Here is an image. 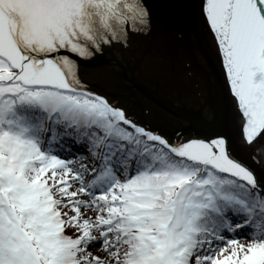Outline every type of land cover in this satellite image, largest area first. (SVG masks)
I'll return each mask as SVG.
<instances>
[{
	"label": "snow or ice",
	"instance_id": "snow-or-ice-1",
	"mask_svg": "<svg viewBox=\"0 0 264 264\" xmlns=\"http://www.w3.org/2000/svg\"><path fill=\"white\" fill-rule=\"evenodd\" d=\"M189 33L210 120L163 130L82 74ZM262 147L264 0H0V264H264Z\"/></svg>",
	"mask_w": 264,
	"mask_h": 264
},
{
	"label": "water",
	"instance_id": "water-1",
	"mask_svg": "<svg viewBox=\"0 0 264 264\" xmlns=\"http://www.w3.org/2000/svg\"><path fill=\"white\" fill-rule=\"evenodd\" d=\"M130 48L123 54L117 50L105 52L86 65L82 74L114 93L130 114L169 132L190 125L189 120L176 114L177 110L198 112L204 120L213 117V108L219 104L218 88L212 77L203 74L205 59L196 49L195 34L189 33L183 44L161 48L138 37ZM251 156L246 163L258 177L264 176V147L259 153L253 148Z\"/></svg>",
	"mask_w": 264,
	"mask_h": 264
}]
</instances>
